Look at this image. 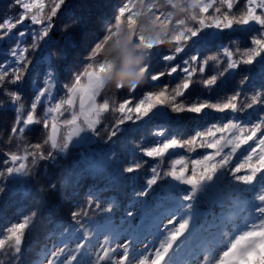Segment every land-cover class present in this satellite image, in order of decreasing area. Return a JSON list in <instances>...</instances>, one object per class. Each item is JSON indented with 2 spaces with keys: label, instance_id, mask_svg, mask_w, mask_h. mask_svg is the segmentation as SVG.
I'll return each mask as SVG.
<instances>
[{
  "label": "snow or ice",
  "instance_id": "6c2138e0",
  "mask_svg": "<svg viewBox=\"0 0 264 264\" xmlns=\"http://www.w3.org/2000/svg\"><path fill=\"white\" fill-rule=\"evenodd\" d=\"M66 2L11 0L8 8L16 9L17 16L14 22L0 23V28L7 25L2 40L28 21L17 29L13 46L0 62V206L7 202L13 211L0 228V264H36L33 245L41 232V264H168L174 245L188 230V220L169 218L162 225L165 241L153 245L144 239L136 248L139 255L132 256L133 245L152 219L149 197L154 193L136 187L142 165L152 166L148 186L165 175L191 186L186 201L222 169L241 185L264 179V113L249 125L233 118L242 104L264 106V89L250 97L244 94L251 74L242 72L259 64L264 74V0H191V23L183 38L167 52L151 53L152 62L159 58L165 69L151 71L148 63L142 87L148 90L139 97L135 88L121 91L114 98L90 78V73L102 75L94 59L100 39L83 44L78 54L80 44L75 41L53 44L40 56L39 66L35 63L58 28L69 32L68 24H58ZM123 8L113 5L115 18H101L105 33ZM229 33L227 43L220 40ZM202 34L211 37L209 45L215 43L216 51L182 56L188 41ZM226 73L236 77L231 95L187 101L197 82L210 92ZM161 109L223 114L226 119L145 149L135 143L130 130ZM165 131L156 129L154 134L163 136ZM126 133L127 144H122L117 138ZM128 144L136 149L135 158L126 152ZM117 146L125 151L121 158L131 162L117 165ZM245 146L243 159L233 163ZM53 169H58L57 179L48 181ZM33 189L41 194L34 200ZM81 191L84 200L74 201L71 197ZM257 199L262 218L237 235L215 264H264V194ZM66 205L65 221L57 217ZM117 207L125 209L122 215H117ZM54 235L57 240L51 242Z\"/></svg>",
  "mask_w": 264,
  "mask_h": 264
},
{
  "label": "trees",
  "instance_id": "16d2710c",
  "mask_svg": "<svg viewBox=\"0 0 264 264\" xmlns=\"http://www.w3.org/2000/svg\"><path fill=\"white\" fill-rule=\"evenodd\" d=\"M171 2L173 6L172 10L168 9L165 0H67L61 11L58 24H68V27H71L69 32L67 34L61 33L58 28L52 34L51 42L46 43L43 50L36 54L35 63L39 66L40 56L43 55V52L47 51L53 44L59 46L60 44H67L68 42L75 41L80 44V47L77 49L78 54L83 51V44L92 43L100 39V43L94 52V59L101 67L102 75L99 72L90 73V78L95 80L98 77H103L109 70H113L115 73L123 67L124 72L129 77L134 79L139 78L144 81L138 88L135 84L132 86L133 89H137L136 95L139 97L148 90L147 86L144 88L142 87L146 84L145 68L148 63L152 62L151 53L158 51L167 52L168 48H174L176 42L183 38L184 32L191 23V0H171ZM9 3H11V0H0V23H3L6 19L14 22V19L17 16L16 9L8 8ZM113 5H124V8L120 11L119 16L113 21L111 27L108 28L105 33L101 25V18L104 16H108L112 19L115 18ZM75 21H78V23L75 24ZM27 24L28 21H25L23 25H17L16 28L12 29L11 37H6L0 40V62L5 59L8 49L13 46L16 40L15 33L17 32V29L23 28ZM6 30L7 25H5L4 28H0V33ZM230 35L231 33L224 35L220 37V40L227 43ZM210 39L211 37L204 38L203 34L199 37L191 38L188 41L186 51L182 53V56H188L190 58L192 54L197 52L203 55L208 52L216 51L215 43L209 45ZM127 41L132 42L131 53L129 57L122 59L117 54L116 49L119 45L126 43ZM218 42L219 41H217V43ZM164 69L165 65L159 58L153 60L151 71H162ZM33 71H35V69H33ZM243 71H248L251 74V79L243 88V92L246 96L250 97L252 94H255L257 90L264 89V74L261 73L259 64L247 70L242 69V72ZM225 75L226 79H222L218 83V86L210 92L203 89L199 82H197L187 94V101L195 102L197 99L202 98L223 99L224 95H231L232 92L236 90V77L234 74L226 73ZM161 79L166 80L167 78L164 77ZM120 83L123 84L124 81L121 80ZM102 89L104 94L110 98H114L121 91H128L127 89H118L116 84L112 82H103ZM262 113H264V106L262 105L246 108L242 104L241 111L235 113L233 118L249 119V124H251L259 120ZM162 117H164V119H162ZM225 119L226 118L223 114L219 116L213 113L195 115L192 113H174L170 109H161L156 111L150 118L139 122L132 127L130 131L135 134V143L147 149L149 146L156 145L161 139L166 141L172 137H184L192 131L200 130L201 127L209 121L216 120L220 122ZM156 129H165L166 134L163 136L155 135L154 132ZM127 135L128 134L126 133L124 137H118L117 139L120 143L127 144ZM0 144H2V142H0ZM126 152L131 154L134 158L137 155L136 149L130 144H128ZM123 156H125V151H121L119 146H117V165L131 162L126 158L122 159L121 157ZM243 156L234 163L241 161ZM162 166L163 161L160 165H156L155 167L161 168ZM57 171L58 169H53V175L48 176L46 179L48 181L57 179V176L55 175ZM218 173L224 176V184L233 190L237 188L241 193L245 194L250 191V187L254 186V188H256V196L264 194V179L258 177L257 181L253 182L252 185H241L236 183L227 169H222ZM137 176V189H146L154 194L161 193V188L166 185L169 180V176L167 175L163 178L158 176L157 183L148 186L147 181L153 176V170L150 164L142 165L141 171L137 173ZM185 192H188L187 195L191 194V190H183L169 194L162 193L163 195L161 196L156 195V197H154V195H152L149 197L150 199H153L156 204H153L154 207H151L152 219L149 224V231L154 230V228H152L155 224L154 217L157 218V221H161L169 216V212L159 215L161 212L160 209L169 204L178 207L181 200L186 195ZM40 195V193L35 192V189H33V200ZM85 196L86 193L81 191L79 195L72 196L71 198L74 201L82 202ZM208 202L211 201H207L205 198L198 196L197 194H195L194 198L191 200L192 207L200 211V213L202 212V217L198 218L193 215L191 218L192 222L195 224L203 223V227L199 228L198 231L192 235L193 241H197V243L204 242L205 245L211 243V236L215 234L217 230L222 229L226 223L235 219L233 212L223 214V212L227 213V211L223 210V212H219V209H215L212 203ZM255 207L256 209L260 207V202L257 198L255 200ZM66 209L67 205L65 206V210L61 213V216L57 218H62L66 221ZM24 210L26 209H19V211ZM124 210L123 207H117V215H122ZM12 214V208L7 202L5 205L0 206V228H3L8 219L12 217ZM204 219H206V221H203ZM210 222H212L214 226H209ZM215 226H217L216 229H214ZM153 233L155 234L156 232L153 231ZM57 235L52 237L51 242H56L55 238ZM40 236L41 239L33 245L36 264H41L44 258L42 245L45 241L42 238L43 232L40 233ZM199 249L195 256L197 262L200 258L202 259V255L204 254L202 253L203 250Z\"/></svg>",
  "mask_w": 264,
  "mask_h": 264
},
{
  "label": "rangeland",
  "instance_id": "374dc122",
  "mask_svg": "<svg viewBox=\"0 0 264 264\" xmlns=\"http://www.w3.org/2000/svg\"><path fill=\"white\" fill-rule=\"evenodd\" d=\"M122 45H124V44H122ZM103 78H104V76L103 77H98V78H96L95 80L93 79V81L95 82V83H99L100 84V86L102 87V84H103V82H104V80H103ZM222 179H223V175H220L219 173H217L216 174V176L213 178V181H211L210 182V185H209V188L210 189H212V191H211V196H213V195H217L216 197H215V199H221L222 198V196H223V193H221V192H218V188H219V186L222 184L221 183V181H222ZM215 193V194H214ZM207 195V193H205L204 195H203V197H205ZM261 219V218H260ZM166 224V223H165ZM165 236L162 238L163 239V241L161 240L160 242H158L159 244L160 243H162V242H164L165 241V238L167 237V231H166V229H165ZM235 237H231L228 241H227V244L225 245V247L228 245V244H230L231 243V241L234 239ZM151 243V242H150ZM156 244H157V242H156ZM158 244V245H159ZM223 249H220V250H218V251H222ZM219 252V253H220ZM219 253H217L216 254V256H215V258L210 262V264H215V261L218 259V254ZM139 255V253L136 251V249H135V255L133 256V258H135V257H137Z\"/></svg>",
  "mask_w": 264,
  "mask_h": 264
},
{
  "label": "clouds",
  "instance_id": "9594fccd",
  "mask_svg": "<svg viewBox=\"0 0 264 264\" xmlns=\"http://www.w3.org/2000/svg\"><path fill=\"white\" fill-rule=\"evenodd\" d=\"M123 80L124 83L121 84L120 81ZM112 83L116 84L118 89H127L131 90L133 89V84L138 88L141 86V84L144 82L142 79L139 78H132L129 77L123 70V67H121L120 70L116 71L113 76V80L111 81ZM107 86V84H106Z\"/></svg>",
  "mask_w": 264,
  "mask_h": 264
},
{
  "label": "water",
  "instance_id": "95a60500",
  "mask_svg": "<svg viewBox=\"0 0 264 264\" xmlns=\"http://www.w3.org/2000/svg\"><path fill=\"white\" fill-rule=\"evenodd\" d=\"M168 2H169V1H168ZM130 45H131L130 42L126 43V45H124V46L118 48V52H119L122 56H124V57L127 56L128 51H129V48H130ZM112 75H113L112 72H108L107 75H106V77H105V79H106L107 81H110L111 78H112ZM180 187H182V185H181L179 182H176V181L173 180V181L168 185L167 190L176 189V188H180Z\"/></svg>",
  "mask_w": 264,
  "mask_h": 264
}]
</instances>
